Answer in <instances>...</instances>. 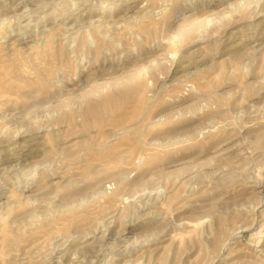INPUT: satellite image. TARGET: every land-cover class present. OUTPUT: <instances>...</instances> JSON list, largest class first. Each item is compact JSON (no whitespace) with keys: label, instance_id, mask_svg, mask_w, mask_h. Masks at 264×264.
Here are the masks:
<instances>
[{"label":"rangeland","instance_id":"rangeland-1","mask_svg":"<svg viewBox=\"0 0 264 264\" xmlns=\"http://www.w3.org/2000/svg\"><path fill=\"white\" fill-rule=\"evenodd\" d=\"M0 66V264H264V0H0Z\"/></svg>","mask_w":264,"mask_h":264},{"label":"bare ground","instance_id":"bare-ground-1","mask_svg":"<svg viewBox=\"0 0 264 264\" xmlns=\"http://www.w3.org/2000/svg\"><path fill=\"white\" fill-rule=\"evenodd\" d=\"M73 37H74V36H73ZM73 42H74V41H73ZM190 61H191V60H190ZM0 67H1V66H0ZM0 69H1V68H0ZM196 72H197V71H196ZM196 75L199 76L200 73H199V75H198V74H196ZM198 79H200V76L198 77ZM198 79L196 80L197 82H198ZM191 81H193V80H191ZM197 82H196V83H197ZM198 83H199V82H198ZM198 83H197V85H196L197 87H199ZM200 85H201V84H200ZM1 87H2V86H1ZM0 89H1V88H0ZM1 91H2V90H1ZM2 92L4 93V91H2ZM1 94H2V93H1ZM5 94L7 95V93H5ZM3 95H4V94H3ZM6 95H5V96H6ZM0 97H1V96H0ZM1 175H2V174H1Z\"/></svg>","mask_w":264,"mask_h":264}]
</instances>
